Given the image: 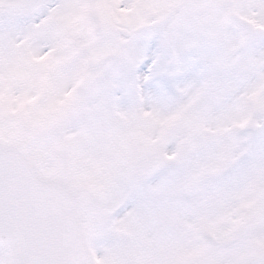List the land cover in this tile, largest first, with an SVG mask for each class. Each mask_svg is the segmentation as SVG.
I'll return each instance as SVG.
<instances>
[{
  "label": "rangeland",
  "instance_id": "374dc122",
  "mask_svg": "<svg viewBox=\"0 0 264 264\" xmlns=\"http://www.w3.org/2000/svg\"><path fill=\"white\" fill-rule=\"evenodd\" d=\"M181 1L0 0V144L20 148L42 179L62 171L96 197L104 219L101 214L82 216L79 264L264 261V0H230L232 15L251 24L249 29L239 23L225 26L222 10L199 15L183 5L179 13H171ZM153 22H167L151 33L158 43L169 33L173 37L157 45L142 35ZM93 27L96 35L90 32ZM115 27L138 29V36L151 41L127 40ZM243 33L255 47L240 38ZM120 42L126 44L124 52ZM241 42L243 57L231 56ZM152 49L158 58L155 82L163 75L171 82L180 76L179 116L168 105L171 100L165 97L160 103L151 90L136 101L131 83L118 76L117 67L129 74L138 60L147 61ZM114 51L127 54V65H106ZM88 58L92 69L77 83L79 64ZM242 68L247 72L233 82ZM100 74L120 78L110 84L104 76L95 107H87L91 115L65 99L69 85L79 84L83 92ZM143 74L141 84L149 89L153 78ZM38 81L44 86L42 97ZM166 83L159 85L165 93ZM101 88L120 90L122 101L131 103L116 101L112 110L111 93ZM231 92L237 93L234 101L223 99ZM245 112L252 116L248 124L241 123ZM183 137L196 141L193 156L157 168ZM240 156L244 161L236 164ZM122 203L129 210L116 221L109 219L108 213ZM254 220L262 221L259 239L248 227ZM235 241L238 245L232 246ZM256 243L262 248L253 253ZM7 258L8 250L0 247V264H7Z\"/></svg>",
  "mask_w": 264,
  "mask_h": 264
},
{
  "label": "water",
  "instance_id": "95a60500",
  "mask_svg": "<svg viewBox=\"0 0 264 264\" xmlns=\"http://www.w3.org/2000/svg\"><path fill=\"white\" fill-rule=\"evenodd\" d=\"M83 201L61 178L40 183L14 149L0 148V244L10 264H76Z\"/></svg>",
  "mask_w": 264,
  "mask_h": 264
},
{
  "label": "trees",
  "instance_id": "16d2710c",
  "mask_svg": "<svg viewBox=\"0 0 264 264\" xmlns=\"http://www.w3.org/2000/svg\"><path fill=\"white\" fill-rule=\"evenodd\" d=\"M192 1V0H191ZM197 1V0H196ZM220 2H226L225 0H220ZM219 3V0H199L198 3L195 2V5L199 9L210 11Z\"/></svg>",
  "mask_w": 264,
  "mask_h": 264
},
{
  "label": "bare ground",
  "instance_id": "6f19581e",
  "mask_svg": "<svg viewBox=\"0 0 264 264\" xmlns=\"http://www.w3.org/2000/svg\"><path fill=\"white\" fill-rule=\"evenodd\" d=\"M127 210H128V209H126L125 211H127ZM124 214H125V213H124ZM120 217H121V216H119L116 220H118ZM116 220H115V221H116Z\"/></svg>",
  "mask_w": 264,
  "mask_h": 264
}]
</instances>
